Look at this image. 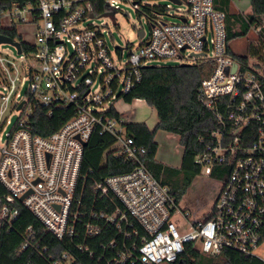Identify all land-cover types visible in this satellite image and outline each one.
I'll return each mask as SVG.
<instances>
[{"label": "built area", "instance_id": "2783aa9c", "mask_svg": "<svg viewBox=\"0 0 264 264\" xmlns=\"http://www.w3.org/2000/svg\"><path fill=\"white\" fill-rule=\"evenodd\" d=\"M168 1L163 13L144 15L150 31L141 24L137 47H110L102 28L88 23L96 17L89 0L16 3L9 11L12 22L31 14L37 44L30 52L22 49L21 64L0 52L5 90L0 93V189L6 190L0 195V234L14 228L17 204L22 203L56 239L74 242L78 251L108 264H169L188 246L212 255L234 250L264 261V90L259 70L235 59L228 13L217 0ZM109 8L118 11L110 3ZM170 60L206 65L208 71L199 101L219 126L195 162L209 177L215 166L231 167L208 219L191 218L171 188L152 174L147 148L129 134L118 108L142 82L145 69ZM54 104H72L76 112L52 134L33 133L34 109ZM12 112L19 116L2 138ZM94 132L112 136L106 152L124 156L136 167L88 186L81 166ZM26 234L23 248L35 247L48 264H82L70 251L48 258V248L35 242L31 227Z\"/></svg>", "mask_w": 264, "mask_h": 264}, {"label": "trees", "instance_id": "16d2710c", "mask_svg": "<svg viewBox=\"0 0 264 264\" xmlns=\"http://www.w3.org/2000/svg\"><path fill=\"white\" fill-rule=\"evenodd\" d=\"M93 14L101 16L109 11L107 0H89ZM21 7L36 6L38 0H0V34L20 41L24 52L34 50L32 44L24 41L19 33L17 23L10 27L4 26L2 17L11 11L15 4ZM229 0H223L221 8L227 11ZM138 14L153 18L157 13L165 11L164 6L138 3ZM264 16V0H251V10L245 13L248 27L258 28ZM228 14L229 38L238 36L233 33ZM260 40L257 48L251 53L262 64L258 69V78L264 90V28L260 29ZM235 59L248 67V57L235 54ZM257 68L258 66L255 65ZM206 65H170L160 68H147L141 83L125 97V102L131 103L136 99L144 100L154 107L158 113L156 128L151 130L145 123H128V132L147 148L146 166L152 174L163 184L171 188L172 194L180 203L193 179L202 173V167L195 162V157L206 151L213 142L212 132L217 129L219 122L215 114L199 101V90L202 80L207 76ZM76 112L72 104H54L50 107L37 106L30 116L31 130L35 134L47 136L57 131ZM118 115L120 113L117 112ZM158 129H163L179 136L184 148L182 166L180 169L166 165L156 156L159 145L155 140ZM114 142L112 136L94 132L85 147L81 173L85 176L88 186L94 180H102L108 176L124 174L132 171L136 163L124 156L107 153V148ZM231 167L215 166L211 178L220 182L227 181ZM6 193L0 189V195ZM19 216L12 230H3L0 234V264H48L35 247L23 248L27 229L35 232V242L42 248L47 247L46 256L55 259L64 251L72 252L77 262L82 264H108L96 256H89L78 251L74 242L60 241L50 234L42 222L22 203H18ZM210 212L204 219L212 217ZM109 238V237H107ZM169 264H264L257 257L246 256L234 250H225L219 254H205L188 246L183 256Z\"/></svg>", "mask_w": 264, "mask_h": 264}, {"label": "rangeland", "instance_id": "374dc122", "mask_svg": "<svg viewBox=\"0 0 264 264\" xmlns=\"http://www.w3.org/2000/svg\"><path fill=\"white\" fill-rule=\"evenodd\" d=\"M136 0H107L113 7H117L118 11L115 15H103L96 16L94 19L89 20L88 23H93L102 28L109 46L119 45L125 47L127 44H131L137 47L140 44V38L137 34V29L144 26L146 32L150 31V26L147 23V18L144 15H139L137 9L133 5ZM142 4L160 5L166 6L168 0H138ZM229 13L234 14L231 18H234L233 32H238L239 35L233 37L230 40V47L232 51L242 57H248L252 65H257L258 69L262 70L261 62L251 56L254 48H257L259 43L261 30L258 28L248 27L245 21V13L251 10V0H231ZM221 6V3L219 4ZM181 7L187 8L186 4H182ZM31 7H28L30 10ZM176 6H173L169 10V14H174ZM240 11V12H239ZM128 13V16L125 13ZM165 19L175 21V19L164 16ZM22 19H15L19 33L22 35L24 41L36 45L37 44V24L32 21L30 13L22 14ZM4 26H11V19L9 12H6L2 17ZM0 52L8 54L11 59H14L18 64H21L22 56L18 53L17 49L10 44H0ZM127 58V55H124ZM181 62L177 60H170L164 63V66L180 65ZM0 93H5L4 86L0 85ZM119 111L122 118L126 123H145L151 130L156 128L158 123L157 110L148 105L143 100H134L131 103L120 102L118 104ZM19 116L18 112L10 113L11 124H8L2 132V138L5 137V133L12 129L13 124ZM155 140L159 145L156 158L169 165L171 167L180 169L182 166V159L184 148L180 143V139L177 135L158 129L155 134ZM222 182L211 178L205 171L197 175L190 186L187 188L184 194L180 206L182 209L190 213L191 218H200L207 216L209 211L213 207L219 191L221 189ZM261 253L264 255V244L261 249Z\"/></svg>", "mask_w": 264, "mask_h": 264}, {"label": "water", "instance_id": "95a60500", "mask_svg": "<svg viewBox=\"0 0 264 264\" xmlns=\"http://www.w3.org/2000/svg\"><path fill=\"white\" fill-rule=\"evenodd\" d=\"M171 1H173L175 3H178V4L181 3L180 0H171ZM134 3L136 4L137 1H135ZM107 4L109 5V2H107ZM116 12H117V10H113V11H110V12H106L103 15H115ZM125 14L128 15L127 12ZM139 34L142 36L144 34V31L143 30H140L139 31ZM0 44H10V45L14 46L17 49V51H18L19 54L22 53V44H21V42L20 41H17V40H14L13 38H11L9 36L0 34ZM181 65L182 66H187L189 64H181ZM235 67H236V65H235ZM21 107H22V104H20L18 108H21ZM22 200H23V198H22Z\"/></svg>", "mask_w": 264, "mask_h": 264}, {"label": "crops", "instance_id": "0c3cea01", "mask_svg": "<svg viewBox=\"0 0 264 264\" xmlns=\"http://www.w3.org/2000/svg\"><path fill=\"white\" fill-rule=\"evenodd\" d=\"M217 2H218V4H220V3H222L223 2V0H217ZM232 5V3H231V0H229V3L227 4V6H226V8H227V13L229 14V16H230V20H229V22H230V25H231V27H232V32H233V24H234V18H231V16H233L234 14H232L231 15V13H229V11H230V6ZM228 9H229V11H228ZM240 12V11H239ZM234 33V32H233ZM144 101V100H143ZM179 137V136H178Z\"/></svg>", "mask_w": 264, "mask_h": 264}]
</instances>
